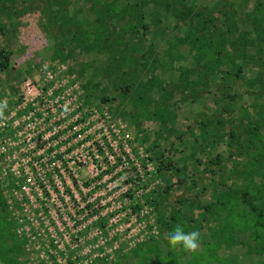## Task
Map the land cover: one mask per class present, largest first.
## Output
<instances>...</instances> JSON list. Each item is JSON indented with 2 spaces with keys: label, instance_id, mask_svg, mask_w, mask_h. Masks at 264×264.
<instances>
[{
  "label": "rangeland",
  "instance_id": "rangeland-1",
  "mask_svg": "<svg viewBox=\"0 0 264 264\" xmlns=\"http://www.w3.org/2000/svg\"><path fill=\"white\" fill-rule=\"evenodd\" d=\"M258 1L0 0V53L8 56V68L0 67V100H8L0 198L23 244L22 264H135L136 247L168 250L172 230L163 223L171 215L174 225L201 233L199 251L218 247L226 212L203 206L225 193L264 220V152L250 142L256 132L264 144ZM134 4L129 17L124 7ZM88 32L99 47L85 46ZM195 37L216 41L220 60L193 47ZM29 111L36 121L26 120ZM56 125L57 151L45 150L39 168L26 163L38 134L30 147L19 131ZM54 172L60 181L51 180ZM225 232L233 243L220 247L231 248L210 251V264H219L216 254L230 264H264L246 234Z\"/></svg>",
  "mask_w": 264,
  "mask_h": 264
},
{
  "label": "trees",
  "instance_id": "trees-1",
  "mask_svg": "<svg viewBox=\"0 0 264 264\" xmlns=\"http://www.w3.org/2000/svg\"><path fill=\"white\" fill-rule=\"evenodd\" d=\"M114 6V3L109 4L110 7ZM107 6V5H106ZM124 7V13L128 14L129 17H134V14L138 12L137 6L134 4L131 8ZM94 10H98L96 6L93 8ZM105 10V11H104ZM106 8H102L97 14L96 26H98L99 30H104L105 21L103 20ZM256 14L264 15V2L258 1L255 5ZM252 21L258 20L260 23L261 18H256L255 14H248ZM103 23V24H102ZM139 24V21H137ZM137 27V26H135ZM134 27V28H135ZM85 46L90 49L97 48L101 45L102 40L98 37L97 33L88 32L85 33ZM231 47L235 45L234 42H230ZM192 46L197 49L209 48L211 57L213 59H218V54L221 52L218 47L219 44L216 41L207 40L206 38L198 39L195 37L192 39ZM0 67L2 69L8 68L7 55L0 53ZM220 60V59H218ZM128 88V87H127ZM253 138L250 142L255 147L256 152L262 151L264 152V147L258 146L257 143L260 141L256 136V132H253ZM264 188V186H262ZM203 208L209 212L212 210H221L226 212L224 215V223L222 225L221 234L224 237L223 239H219L216 241L218 247H204L203 250L197 251L196 253H192V257L188 259V261L184 260V251L176 252V249L168 248L167 251H164L162 247H160L159 243L153 244L146 243L144 247H136L133 250V256L135 259V264H210L214 262L212 260L213 255L210 251L215 250L218 252L220 249H230L229 247L232 242V236L229 232H225L226 229L238 230L241 234H246L247 240L246 242L250 247H247L250 252H256L259 254H264V220L263 217L259 214V211H246L244 209L239 208V199L236 197H230L228 193L221 194L214 201L210 202L203 206ZM7 207L4 201L0 198V264H22L20 261L21 257L24 255V248L20 238L11 230L9 225V221L6 215ZM262 212V211H261ZM173 222H178V219L171 215L170 220H167L163 223V226L166 228L174 229L176 225ZM179 224L184 227V223L179 221ZM221 243H229L228 247H220ZM211 242L208 241L207 245H210ZM214 254V253H213ZM216 260L219 261V264H230L228 255L219 257L217 254ZM113 264H121L119 260L115 261Z\"/></svg>",
  "mask_w": 264,
  "mask_h": 264
},
{
  "label": "built area",
  "instance_id": "built-area-1",
  "mask_svg": "<svg viewBox=\"0 0 264 264\" xmlns=\"http://www.w3.org/2000/svg\"><path fill=\"white\" fill-rule=\"evenodd\" d=\"M28 92H31V89H28ZM36 96L37 95H32L31 100H33ZM6 110H8V108ZM63 117H64V115H58L57 117H54V120L60 121L61 119H63ZM25 118H26V120L33 118V120L36 121V116L31 111H29V113L25 116ZM41 119H40V122L44 121V119H45L44 114H42ZM76 121H77V116H73L69 119V123L72 124V127L74 129H76V127H77L76 123H75ZM3 125H5V124L3 123ZM30 126H31V122L28 124H25V129H30L29 128ZM57 129H58V131H60L59 129H62V126H60V125L53 126L51 130L49 129L48 131L43 132V133H42V131H39L38 133L37 132L31 133L30 131L27 132L26 130L24 131V133L22 131L21 132L19 131L18 135L20 137L24 136L26 138L28 144L30 145V147L35 146L34 141H32L33 144H30V141L32 140L33 136L38 134V142H39L38 145L39 146L37 149H35L33 152H31L30 156H27L26 159L24 158L26 163H27V161L28 162L30 161L29 164H31L32 167L39 168V167H41V161L45 160V158H46L45 156L40 158V156L43 155L45 150L52 147V150H50V153L57 151L56 149H54V146L57 144V138L60 137V136L56 137V134L58 133ZM22 134H24V135H22ZM11 144H12V147L16 146V143L9 142V145H11ZM31 149H33V148H31ZM13 154H14V152H12V155ZM14 174H17V173H14ZM41 179L43 180V182L45 184V182H46L45 173H43V176ZM51 180H53L54 182L59 180V176H58L57 172H54L53 174H51ZM44 186H46V184Z\"/></svg>",
  "mask_w": 264,
  "mask_h": 264
},
{
  "label": "clouds",
  "instance_id": "clouds-1",
  "mask_svg": "<svg viewBox=\"0 0 264 264\" xmlns=\"http://www.w3.org/2000/svg\"><path fill=\"white\" fill-rule=\"evenodd\" d=\"M8 108V100H0V118H3ZM167 241L171 248H182L189 253H196L200 248L201 233L199 231L186 232L184 227L177 224L174 229L167 234Z\"/></svg>",
  "mask_w": 264,
  "mask_h": 264
}]
</instances>
